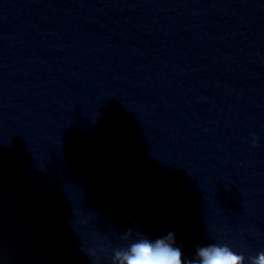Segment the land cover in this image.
<instances>
[{
	"label": "water",
	"instance_id": "water-1",
	"mask_svg": "<svg viewBox=\"0 0 264 264\" xmlns=\"http://www.w3.org/2000/svg\"><path fill=\"white\" fill-rule=\"evenodd\" d=\"M136 226L264 252V0H0V264Z\"/></svg>",
	"mask_w": 264,
	"mask_h": 264
},
{
	"label": "clouds",
	"instance_id": "clouds-1",
	"mask_svg": "<svg viewBox=\"0 0 264 264\" xmlns=\"http://www.w3.org/2000/svg\"><path fill=\"white\" fill-rule=\"evenodd\" d=\"M122 239L127 243L113 249L112 264H245L243 254L217 243L198 246L194 258L186 260L172 232L153 240L136 226L128 229ZM248 264H264V252L248 257Z\"/></svg>",
	"mask_w": 264,
	"mask_h": 264
}]
</instances>
